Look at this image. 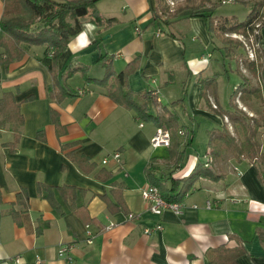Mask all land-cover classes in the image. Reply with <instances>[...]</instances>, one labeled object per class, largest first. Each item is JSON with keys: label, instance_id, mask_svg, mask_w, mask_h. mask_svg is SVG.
Returning <instances> with one entry per match:
<instances>
[{"label": "crops", "instance_id": "crops-1", "mask_svg": "<svg viewBox=\"0 0 264 264\" xmlns=\"http://www.w3.org/2000/svg\"><path fill=\"white\" fill-rule=\"evenodd\" d=\"M96 9L103 23L82 19L80 33L57 59V72L87 67L89 78L100 79L104 75L98 61L101 54L113 57L116 73L138 58V68L127 77L129 90L152 94L151 113L161 115L167 110L177 115L179 130L192 132V144L195 131L196 136L202 133L206 138L203 150L193 145L186 150L185 161L172 177H186L197 164L208 162V168L221 178H199L179 202V215L170 210L160 216L150 213L140 194L149 184L145 168L155 160L159 172L171 171L167 148L150 146L158 128L114 103L105 89L85 83L79 72L66 81L76 97L60 103L50 99L53 78L41 61L45 47L24 46L20 60L8 65L0 62V98L3 93H14L23 119L12 151L3 145L13 142L10 124L0 127V264H13L15 258L18 264H36L37 258V264H66L58 257L61 245L70 247L72 264H208L210 250L239 244L245 253L237 264H264V127L260 119H264V98L245 99L239 92L233 100L236 107L259 121L258 158L236 157L231 144L222 145L220 155L212 157L209 147V134L214 138L225 126L233 128V135L229 134L237 144L243 140V129L226 112L231 110L230 92L244 80L253 88L264 89V27L256 39V57L250 60L242 45L237 48L245 57L233 45H226L227 33L223 37L210 34L202 18L178 16L168 25H158L152 18L158 0H100ZM3 12L4 1L0 0V18ZM86 25L93 27L89 30ZM227 48H231L230 55ZM210 49L219 51L222 61L213 58ZM233 51L241 56L238 65L243 73L248 71L242 82L227 88V100H221L218 79L228 75L224 57L236 61ZM212 78L214 82L203 86L202 81ZM179 99L182 107L172 108L171 103ZM51 110L58 114L57 124L51 119ZM114 153H119V163L111 157ZM69 154L85 156L94 168L84 172ZM99 171L110 178L101 181ZM37 183L75 187L81 192H77L74 206L85 211L69 209L55 191L64 211L60 216L37 194ZM22 188L28 192V210L17 223L9 211L22 210L15 204ZM106 202L123 205L126 214L110 211ZM157 224L161 231L144 234ZM38 226L42 227L39 234Z\"/></svg>", "mask_w": 264, "mask_h": 264}, {"label": "trees", "instance_id": "trees-1", "mask_svg": "<svg viewBox=\"0 0 264 264\" xmlns=\"http://www.w3.org/2000/svg\"><path fill=\"white\" fill-rule=\"evenodd\" d=\"M4 12L0 18V30L3 36L0 37V62L5 65L20 60L24 56V46H41L45 47V55L41 59L42 63L52 74L53 83L49 90L50 99L55 102H62L65 99L76 97L73 91L66 83L76 72H79L83 81L87 84L99 86L106 91V95L114 103L127 110H131L142 122L152 123L156 128L168 131L170 135V144L167 147V161L169 173L159 172L160 169L155 166V160L150 161L145 168L146 179L149 184L155 186L160 195L167 202H180L189 192L194 183L199 178L218 180L220 175L214 174L208 167L203 164H197L195 168L186 177L173 178L172 174L185 161L186 150L192 145V132L183 131L182 138L178 135L180 125L177 115L164 110L161 115L153 114L150 111V105L155 104L150 92L135 94L127 86V77L138 68V58L130 62L124 70L116 73L113 70V57L107 54H101L99 63L104 69V75L100 79L89 78L87 76V67H76L71 70H63L60 73L56 70V62L59 55L66 49L68 43L77 36L82 28V19H90L94 24L101 25L103 19L99 16L96 9V3L100 0H3ZM165 1V0H163ZM186 4L178 7L172 18L184 16L187 18H202L207 23V29L210 34H216L223 37L224 34H243L252 32L254 23L264 15V0H199V3H192V0H186ZM230 1L240 3L249 7V12L244 21H238L235 16L230 17H213L215 10L222 3ZM162 0H158V9H156L152 18L158 25H168V20H164L160 15L167 13V7L161 6ZM208 5V7L206 6ZM264 27V25H263ZM226 45L238 47L240 43L229 38H225ZM228 54L231 48H227ZM48 53L50 57H48ZM230 55V54H229ZM251 71L255 72L254 64L249 65ZM214 78L202 81L203 86L214 82ZM205 88L201 89V96L205 95ZM241 92V98H255L263 100L264 89L253 88L247 80L240 84L231 94L229 107L226 113L230 120L239 124L243 129V140L237 144L235 139L230 136L226 128H222L220 134L212 138L209 134L210 154L212 157L220 155L222 145L231 144L236 157L246 156L249 158L259 157V145L256 141L257 129L260 127L259 121L248 117L233 104V100ZM31 98L26 99V101ZM182 99L171 103V107H182ZM219 114V113H218ZM51 119L58 123V114L50 111ZM0 127L10 124V131L13 132V142L5 143L4 146L14 150L20 138L19 127L23 124L20 112V103L16 102L14 93H3L0 98ZM263 120V118H260ZM252 121V124L250 123ZM78 167L84 172L89 173L94 165L89 163L88 158L83 155L69 154ZM159 174L157 175V173ZM101 181H107L110 176L104 171L97 174ZM55 191L58 192L62 201L69 209L78 213L80 210L85 211L82 207H75L77 192L80 191L73 186L51 187L42 183L36 184L37 194L46 200L51 208L60 216L64 215L62 206L55 197ZM81 192V191H80ZM104 198V196H102ZM28 192L25 188L20 189L16 195L15 204L21 206V211L11 209L9 211L13 220L19 223V216L28 210ZM110 211H122L126 214L124 206L119 207L117 204L106 202ZM115 208V209H114ZM128 214V213H127ZM42 227L36 228L39 234ZM245 250L239 244L235 247L219 246L210 250L208 264H237L236 260L244 255Z\"/></svg>", "mask_w": 264, "mask_h": 264}, {"label": "built area", "instance_id": "built-area-1", "mask_svg": "<svg viewBox=\"0 0 264 264\" xmlns=\"http://www.w3.org/2000/svg\"><path fill=\"white\" fill-rule=\"evenodd\" d=\"M264 24V15L257 20L253 25L252 32L247 33V36L249 38H245L243 34H227L228 36H236L237 39H239L243 43V47L247 53V58L250 60L255 59L256 55V48H258V44L256 43V40H254V37L259 35V31L263 27ZM157 34H160V31L157 32ZM246 40V41H245ZM81 94V93H79ZM264 124V120H263ZM178 135L183 136V131L178 130ZM170 144V135L168 131L157 129L155 131V134L150 139V146L152 148H167ZM116 162H120V155L119 153H114L111 156ZM107 162V158L102 160V163L105 164ZM205 166L208 167V162L205 163ZM142 199L147 203L148 210L150 213L156 216H160L165 210H170L174 214L179 215L182 212L181 203L178 202H167L162 198L160 195V192L158 189L150 184H147L144 188L140 191ZM206 207H210V203H206ZM162 230V226L160 224H157L152 230L145 229L144 234L149 235L152 232H159ZM91 242L90 240L88 241ZM58 257L65 260L66 264H72L73 258L70 254V247L68 245H61L58 250ZM39 262V259H36V264ZM13 264H18V258H15L13 260Z\"/></svg>", "mask_w": 264, "mask_h": 264}, {"label": "rangeland", "instance_id": "rangeland-1", "mask_svg": "<svg viewBox=\"0 0 264 264\" xmlns=\"http://www.w3.org/2000/svg\"><path fill=\"white\" fill-rule=\"evenodd\" d=\"M186 2H187L186 0H165V1L162 0L161 6L167 7V13L164 14V13H161L160 10H158V11L164 20L169 21L170 19H172V16L176 12L177 8L184 6L186 4ZM192 3L198 4L199 0H192ZM206 6L208 7V5H206ZM248 12H249L248 6L240 4V3H232L230 1H226V2L222 3V5L218 6V8L215 10L214 14L217 15L218 18L224 17V16H236L240 21H244ZM262 25H264V24H262ZM236 36L226 35V37H224V38H229L231 40L238 41L240 43V45H242V47H243V43L239 39H237ZM243 36L245 38H249L247 35H243ZM252 37L254 38V40L257 39V36L256 37L252 36ZM194 46H198V43L194 44ZM233 48H234V50L235 49L237 51L239 50L236 47V45H233ZM210 53L213 54V56H212L213 58H215V59L217 58L218 60L222 61V56H221V53H219V51H211V49H210ZM239 53L242 55V57L246 56L245 52L242 50H239ZM234 56L236 57L237 62L233 58L232 59H229V58L226 59V57H224V59H225L224 64L228 70V75H226L224 73V75L222 74L220 79H218L219 80V90H220V94H221V100H225V99L227 100V97H228V89L227 88L230 87L231 85H235L240 80L242 82V75L246 74L248 71L247 69H245L246 72L243 73L242 66L238 65V63L239 64L241 63V56H239V54L236 51H233V57ZM218 69H220V72L222 71V68L220 66H218ZM228 77H229V79H228ZM232 93L233 92L231 91L230 95ZM237 109L241 110L243 113H245L243 111L244 109H241V107H239V108L237 107ZM247 116L249 117V115H247ZM263 120L261 121V123L263 125L262 127H264ZM225 127H226L228 133L230 132V134L233 135V130H232L233 128L228 127V126H225ZM241 129H242V127H241ZM260 132H262V131H259V133ZM196 134H197V132L195 131V134H194L195 137H194L192 147L195 148L196 150H199V149L203 150V148H204L203 142L206 138H205V136L202 135V133H198L197 136H196ZM261 134H264V132ZM233 138L235 139V136H233Z\"/></svg>", "mask_w": 264, "mask_h": 264}, {"label": "clouds", "instance_id": "clouds-1", "mask_svg": "<svg viewBox=\"0 0 264 264\" xmlns=\"http://www.w3.org/2000/svg\"><path fill=\"white\" fill-rule=\"evenodd\" d=\"M86 27L91 30V28L93 27L92 25H86Z\"/></svg>", "mask_w": 264, "mask_h": 264}]
</instances>
